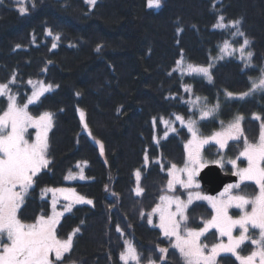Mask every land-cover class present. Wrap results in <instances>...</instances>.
<instances>
[{
  "label": "trees",
  "instance_id": "obj_1",
  "mask_svg": "<svg viewBox=\"0 0 264 264\" xmlns=\"http://www.w3.org/2000/svg\"><path fill=\"white\" fill-rule=\"evenodd\" d=\"M20 6L27 7L26 14L19 12ZM220 15L225 23L239 20L245 36L233 38L236 28H215ZM244 38L251 42L246 51L253 53L248 67L238 52H220L225 40L239 48ZM181 58L187 64L211 65V80L183 71L177 64ZM262 70L264 0H161L159 8L151 9L147 0H95L94 5L88 0H0V83L15 76L10 87L21 104L36 83L53 85L29 105L32 115L52 114L50 164L36 177L18 217L31 223L50 215L54 199L47 190L74 188L93 203H77L61 216L57 236L73 238L58 264H124L120 254L125 241L141 254L142 264L149 258L184 264L150 214L169 192L171 165L186 161L187 121H197L206 135L242 117L241 138L230 141L226 150L214 144L204 149L212 158L236 156L244 137L255 142L264 124V91L239 97ZM216 105L211 116L201 119L202 109ZM6 107V97H0V110ZM137 187L143 189L139 195ZM236 191L256 194L259 189L245 181ZM211 213L206 202L194 203L187 211L188 226L202 227ZM218 239L216 229L203 237L209 245ZM158 247L168 249L164 260ZM251 249L245 243L240 252ZM218 261L240 264L232 254Z\"/></svg>",
  "mask_w": 264,
  "mask_h": 264
},
{
  "label": "snow or ice",
  "instance_id": "obj_2",
  "mask_svg": "<svg viewBox=\"0 0 264 264\" xmlns=\"http://www.w3.org/2000/svg\"><path fill=\"white\" fill-rule=\"evenodd\" d=\"M17 2L23 4V0H17ZM88 2L95 4V0H88ZM160 6L161 0H147L149 9ZM18 10L21 14H26L28 11L24 6H20ZM239 24V20L225 23V17L220 15L214 27L221 30L236 28V31L231 33L232 37H244L245 34L239 30ZM49 35H51L50 31ZM250 43L247 38H244L240 47L235 48L229 40H225L220 47V52L230 56L238 52L239 58L248 67L251 65L253 56L251 51H246ZM55 46L53 44V47ZM99 50L100 46L97 47V51ZM219 58L223 59V56ZM182 63L183 58L177 61L178 65ZM187 67L192 72L203 74L211 80V65L207 67L188 65ZM15 82L16 78L13 76L8 83H0V97L7 99V107L0 110V264H58L63 254L70 251L73 234L64 240L58 238L56 226L63 212L55 210L56 202L53 201V214L50 216L40 215L32 223H24L18 217V211L29 190L33 188L36 177L50 164L47 158V130L51 125L52 114L44 112L39 116H33L28 110L29 105L37 102L44 92L53 88V85H43L41 82V87L34 90L27 101L21 104L18 95L13 93L10 87ZM28 83L32 84L33 81L30 80ZM256 91H264V70L258 79L251 81L248 92L240 93L239 97L244 98ZM227 96L231 98L234 94L228 92ZM200 99V97L196 98L197 101ZM218 107L219 105L212 109H202L201 119L211 116ZM83 115L81 112V118ZM175 119L184 123L182 116L177 115ZM242 119V117H237L227 129L213 133L211 137H202L199 134L197 121L189 119L187 128L192 138L185 144L187 160L183 168H178L175 164L171 165L168 171L170 179L166 186L167 190L173 191L176 184H180L185 189L193 186L199 188V184L194 185V177L199 168L204 166L201 148L210 141H215L221 148H224L227 140L239 139L243 134L240 125ZM256 119L259 117L257 116ZM161 121L166 125L170 123L163 118ZM29 128L37 130L35 139L31 142L26 138ZM171 130L175 131L174 128ZM239 157L247 160V167H238L236 159L228 161L234 168L233 175L239 177V182L227 185L219 197L189 192L188 199L185 201L180 196L165 194L160 196V203L152 209V214L159 215L158 227L166 238H170V246L178 250L184 264H217V257L221 253H231L240 261V264H264V124L261 125V132L256 142H249L244 137V146ZM216 163H221V161L218 160ZM180 173L186 174L187 179H181ZM136 175L139 177V171ZM71 178L72 176L66 177V179ZM81 178L83 179V176ZM245 181H254L259 189L258 193L253 196L234 194L233 190L240 189ZM47 191H69L73 193L76 203H93L84 196L75 194L71 189ZM142 191V188L137 187V195ZM193 195L197 200L208 201L213 210L211 218L203 221L204 226L199 229L190 228L187 224L186 209L192 203ZM65 199L68 197L65 196ZM172 205H175V210H172ZM233 207L240 210L241 214L238 217L229 214V209ZM64 211L70 212L71 204L66 205ZM149 223H152L151 218H149ZM210 229H216L220 238L227 237V242L219 239L211 245L203 243L201 238L205 237ZM236 229H239L238 236L233 235ZM250 229H258V236L253 237ZM74 231H79V229ZM117 231L123 234L119 226H117ZM249 240L255 249L247 256L240 255L238 250L245 241ZM158 251L161 253L160 259L164 260L168 249L158 247ZM120 260L124 264H128L129 261L141 264V254L130 241H125V249L120 254ZM148 264H155V261L149 258Z\"/></svg>",
  "mask_w": 264,
  "mask_h": 264
},
{
  "label": "rangeland",
  "instance_id": "obj_3",
  "mask_svg": "<svg viewBox=\"0 0 264 264\" xmlns=\"http://www.w3.org/2000/svg\"><path fill=\"white\" fill-rule=\"evenodd\" d=\"M188 65H193V64H187V63L183 62V63L181 64L180 67H181V69H182L183 71H186V72H189V73H195V72H192L190 69H188V67H187ZM193 66H202V65H193ZM204 67H206V66H204ZM196 74H198V73H196ZM42 83H43V82H42ZM43 85H45V84L43 83ZM40 87H41V82L36 83V89H39ZM36 89H35V90H36ZM31 115H32V114H31ZM39 115H40V114H39ZM39 115H33V116H39ZM235 121H236V119L233 120V121H230V122L224 123V124L221 126V128H218V129L212 131V132L209 133V134L204 135V134H201L200 132H199V134H200L202 137H211V136L213 135V133L224 131L225 129L228 128L229 124H232V123H234ZM240 125H241V128H242V123H241V121H240ZM51 126H52V120H51V125H50V127L48 128V130H47V143H48V134H49V131H50ZM36 131H37V130L34 129V128H29V129H28V135L26 136V138H28L30 142H31L32 140L35 139ZM242 133H243V128H242ZM30 135H31V136H30ZM242 136H243V134L240 136V138H241ZM191 138H192V136H190V139H191ZM190 139H189V140H190ZM189 140H188V141H189ZM232 140H234V139H229V140H227V142H226L224 148H221L220 145L217 144L215 141H210L209 144H206V145H204V146L201 148V157H202V161L204 162V166L199 168V171H198L197 175L194 177V185H195V184H199V188H196L195 186H193V187L190 188V189H185V188H183L180 184H176V185H174V190H173V191H169V192L166 193V194H167V195L180 196L181 199H182V200H185V201H187V199H188V193H189V192H192L193 194H195L196 192H199L201 195L219 197V196H220V193H222V192L224 191L225 188H224L223 190H221L220 192L216 193V194H213V195H212V194H207V193L204 191V189L202 188V184H201V181H200V178H199V175H200L201 170H202L206 165H208V164H212V163H216V161L219 160V161H221V163H216V164H219V165H221V166H223V167L226 166V167L231 168L230 171H231V173H233V172H234V168H233L232 164L228 163L229 160L236 159V161H237V165H238V167H240V168L247 167V160H246L244 157H239V154H240V152L242 151L243 148L240 150V152H239L236 156H225V157H223V155H225V154H222L220 157H214V158H212V156H211V157L205 156L204 149H205L206 146L214 144V145L217 146L218 149H220V150H226V148H227L228 145L230 144V141H232ZM257 140H258V139H257ZM257 140H256V141H257ZM256 141H255V142H256ZM237 157H239V159H237ZM240 159H244V160H245V163H244L243 165L240 163V161H239ZM186 160H187V158H186ZM184 165H185V163H184L182 166H177V167H178V168H183ZM223 170H224V169H223ZM179 175L181 176V179H184V180L187 179L186 174H184V173H180ZM169 179H170V177H169ZM237 182H239V179H238V181H236V182H234V183H237ZM252 182H254V181H252ZM234 183H231V184H234ZM254 183H255V182H254ZM178 188H179V190L181 189V191H183V193H180L181 191H177ZM56 189H65V190H69V189H71V190H74V188H70V187H59V188H56ZM236 190H237V189L233 190L234 194H235V193L245 194V193L237 192ZM176 191H177V192H176ZM74 192H75V190H74ZM51 193H52V197H53L54 201L56 202V204H55V210H56V211L63 212V214H64L65 212H67V211H64V207H65L66 205L71 204V209H72V207H73L74 205L77 204V203L75 202V198H74L72 192H69V191H65V192H59V191H57V192H53V191H51ZM257 193H258V192H257ZM257 193H256V194H257ZM75 194H77V193L75 192ZM77 195H78V194H77ZM245 195L253 196V195H255V194H245ZM65 196H67L68 199H65ZM61 199H63V200L61 201ZM198 201H204V202H206V203L211 207V205L209 204L208 201H206V200H197V199H195V196L193 195V201H192L191 204L188 205V207H187V209H186V215H187V211H188L189 207H191L194 203H197ZM159 203H160V202H159ZM211 209H212V208H211ZM172 210H175V205H172ZM249 210H250V206H249ZM52 214H53V210H52V212H51L50 215H52ZM229 214H230V215H233L234 217H238V216L241 214V212H240L239 209H236L235 207H233V208H230V209H229ZM50 215H48V216H50ZM212 215H213V210H212L211 216H212ZM211 216H210L208 219H210ZM151 217L156 221V225L158 226V225H159V215H158V214H152V213H151ZM60 218H61V216L59 217V220H60ZM208 219H207V220H208ZM205 221H206V220H205ZM22 222H23V221H22ZM58 222H59V221H58ZM24 223H26V222H24ZM27 223H28V222H27ZM29 223H30V222H29ZM31 223H32V222H31ZM203 226H204V225H203ZM203 226H202V227H203ZM202 227H199V228H202ZM190 228H194V227H190ZM199 228H194V229H199ZM210 230H212V229H210ZM210 230H209V231H210ZM209 231H208V232H209ZM250 232H251V234H252L253 237L258 236V234H259V230H258V229H256V230H252V229H250ZM233 235H234V236H238V235H239V229L234 230ZM58 238H59V237H58ZM60 239H61V240H64V239H62V238H60ZM173 239H174V238H173ZM219 239H223L224 242H227V237H223V238H220V237H219ZM219 239H218V240H219ZM201 240H202L203 243H205L204 240H203V237L201 238ZM218 240H217L216 242H218ZM216 242H215V243H216ZM245 243H251V241H250V240H249V241H245ZM245 243H244V244H245ZM213 244H214V243H213ZM244 244L241 245V248H242V246H243ZM254 249H255V246L252 245V249H251L250 251H248V253H246V254H242V253L240 252V249H239L238 251L240 252V255H242V256H247V255H249ZM223 254L225 255V254H231V253H221V254L217 257V264H220L219 261H218V259H219V257H220L221 255H223ZM52 258L54 259V254H53ZM239 262H240V261H239ZM128 264H135V262H134V261H129ZM141 264H142V263H141ZM147 264H148V263H147ZM155 264H159V263L155 262Z\"/></svg>",
  "mask_w": 264,
  "mask_h": 264
},
{
  "label": "water",
  "instance_id": "obj_4",
  "mask_svg": "<svg viewBox=\"0 0 264 264\" xmlns=\"http://www.w3.org/2000/svg\"><path fill=\"white\" fill-rule=\"evenodd\" d=\"M202 188L207 194H216L227 185L238 181L239 177L231 172H226L216 163L206 165L199 175Z\"/></svg>",
  "mask_w": 264,
  "mask_h": 264
}]
</instances>
